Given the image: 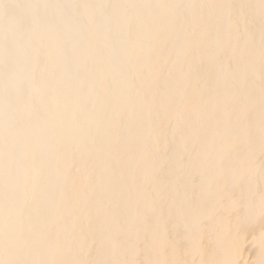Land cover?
I'll use <instances>...</instances> for the list:
<instances>
[{
    "label": "bare ground",
    "instance_id": "obj_1",
    "mask_svg": "<svg viewBox=\"0 0 264 264\" xmlns=\"http://www.w3.org/2000/svg\"><path fill=\"white\" fill-rule=\"evenodd\" d=\"M0 264H264V0H0Z\"/></svg>",
    "mask_w": 264,
    "mask_h": 264
},
{
    "label": "rangeland",
    "instance_id": "obj_2",
    "mask_svg": "<svg viewBox=\"0 0 264 264\" xmlns=\"http://www.w3.org/2000/svg\"><path fill=\"white\" fill-rule=\"evenodd\" d=\"M19 167H17V170H18ZM16 170V169H15Z\"/></svg>",
    "mask_w": 264,
    "mask_h": 264
}]
</instances>
